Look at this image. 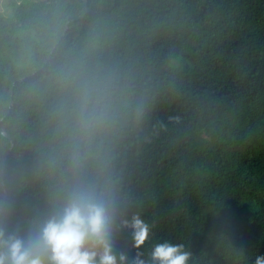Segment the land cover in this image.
<instances>
[{
    "label": "trees",
    "instance_id": "trees-1",
    "mask_svg": "<svg viewBox=\"0 0 264 264\" xmlns=\"http://www.w3.org/2000/svg\"><path fill=\"white\" fill-rule=\"evenodd\" d=\"M0 11V228L91 192L133 264L264 254V0H8ZM8 136V137H7ZM7 153L4 165L3 158ZM148 235L134 247L121 220Z\"/></svg>",
    "mask_w": 264,
    "mask_h": 264
},
{
    "label": "clouds",
    "instance_id": "clouds-1",
    "mask_svg": "<svg viewBox=\"0 0 264 264\" xmlns=\"http://www.w3.org/2000/svg\"><path fill=\"white\" fill-rule=\"evenodd\" d=\"M131 231L134 247L148 235L147 224L133 215L121 220ZM113 217L109 208L91 192L69 196L62 209L44 220L36 235L21 237L0 228V264H126L127 257L113 252ZM146 261L139 255L133 264H188L189 253L183 245L156 244ZM254 264H264V254Z\"/></svg>",
    "mask_w": 264,
    "mask_h": 264
},
{
    "label": "water",
    "instance_id": "water-1",
    "mask_svg": "<svg viewBox=\"0 0 264 264\" xmlns=\"http://www.w3.org/2000/svg\"><path fill=\"white\" fill-rule=\"evenodd\" d=\"M7 137H8V136H7ZM10 145H11V146L8 148L6 154H5L4 158H3L2 166L4 165V161H5V159H6V155H7V153L11 150V148H12V146H13V140H11V144H10ZM1 186H2V199H1V201H0V209L2 208V206H3L4 202H5V199H6V192H5V187H4V183H3V182H1Z\"/></svg>",
    "mask_w": 264,
    "mask_h": 264
},
{
    "label": "rangeland",
    "instance_id": "rangeland-1",
    "mask_svg": "<svg viewBox=\"0 0 264 264\" xmlns=\"http://www.w3.org/2000/svg\"><path fill=\"white\" fill-rule=\"evenodd\" d=\"M39 1V0H36ZM8 0H0V11L4 12L5 14L8 13Z\"/></svg>",
    "mask_w": 264,
    "mask_h": 264
}]
</instances>
